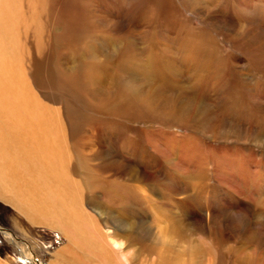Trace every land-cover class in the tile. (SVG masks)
Segmentation results:
<instances>
[{
  "label": "bare ground",
  "instance_id": "1",
  "mask_svg": "<svg viewBox=\"0 0 264 264\" xmlns=\"http://www.w3.org/2000/svg\"><path fill=\"white\" fill-rule=\"evenodd\" d=\"M149 2L154 0H143L144 5ZM164 3L170 8L167 16L177 21L179 33L171 25L160 28L152 15L142 26L138 21L129 26L132 30L119 31L111 22L107 0H0V199L15 209L13 227L18 231H24L30 222L62 235V242L51 249L46 242L39 243L36 234L28 236L39 256L50 255L49 264L137 263L141 253L133 247L140 244L144 231L152 229L148 215L140 214L144 209L141 200L146 196L152 203L168 206L163 201L167 196L162 195L163 200L155 196L171 191L173 182L180 183L173 172L178 165L181 169L186 166L185 159L192 160L190 151L198 158L209 148L211 157L215 153L225 166L217 168L216 177L209 176L214 167L210 168L207 156L206 161L198 160V170L193 166L190 179L205 200L201 215L205 225L217 219L212 204L218 193L232 201L240 199L223 176L241 183L244 177L248 179L244 167H231L232 158L238 155L244 161L252 160L250 144L260 145L264 78L258 80L255 72L264 76V0ZM123 7L128 10V5ZM191 7L202 11L197 29L185 13ZM121 12L123 17L118 18L122 20ZM140 26V31L134 29ZM222 36L242 52L239 63V57L223 49ZM170 81L180 84L182 90L168 89ZM67 85L76 90L75 108L53 91L55 87L65 90ZM103 110L99 114L112 117L105 128L121 132L123 145L134 158L143 160L140 166L114 173L125 168L112 153L122 155L124 149L111 141L105 143L100 133L95 135L94 118L88 114ZM135 121L182 126L185 132H168L166 145L172 143L175 152L156 150L163 143L155 140L154 130L125 124ZM87 127L91 135L80 134ZM198 135L216 144L224 141L234 151L220 154L218 146L210 142L207 146ZM93 144L104 155V166L88 164L100 159L93 157ZM154 175L155 181H150L149 176ZM112 202L116 207L134 203V215L115 214L105 205ZM154 206L155 212L162 213ZM183 229L192 233L187 224ZM0 231L9 239L7 245L14 246L10 230ZM204 235L217 244L215 237ZM125 239L133 244L128 247ZM258 244L264 245V240ZM13 251L17 255H7V264L27 263L26 254ZM164 260L177 264L172 256ZM143 261L159 264L154 258Z\"/></svg>",
  "mask_w": 264,
  "mask_h": 264
},
{
  "label": "rangeland",
  "instance_id": "2",
  "mask_svg": "<svg viewBox=\"0 0 264 264\" xmlns=\"http://www.w3.org/2000/svg\"><path fill=\"white\" fill-rule=\"evenodd\" d=\"M137 2H139V5ZM180 3H181V0H178V4ZM124 4H126V6L128 5V10L125 7H123ZM104 5L106 6V4ZM165 5L166 3H164V0L163 1L154 0V3L149 2L147 5L143 4V0H118V1L107 0L106 9L108 10L109 14L111 13L110 14L111 15L110 18L112 19L111 22L116 23L117 27L115 29H118L119 31H122V28H124L125 30L130 28V30H132V27H129L131 26V24L138 25V21H140V25H141V23L145 21L146 17H148L149 20H151L150 18L154 16L153 18L157 19L155 20V22H158L160 24V28L167 29V28H163V26L171 25L174 31L178 32L179 28L177 26V21L167 16L170 8L168 6L165 7ZM187 5H190V3L188 2ZM164 8L166 9L164 10ZM191 8L192 9H189V10L186 9L185 13L191 19L192 27L197 29L202 19V11L197 12L194 10L193 7ZM121 11L124 12V18L126 17L125 20L124 18L122 20L118 18L119 15L120 17H123V14ZM141 26L139 28H134V29L140 31ZM144 31H146V29H144ZM160 37L162 36L160 35ZM160 40H162V38ZM219 40H221L223 49L225 51H228V53L230 52V54L233 56L239 57V60L237 61V63H239L241 58H243L242 52L238 50L236 47H234L231 42L225 41L223 36L219 37ZM175 64L176 63L174 61L171 63V66H174ZM255 74L258 80H261L264 78V76L260 72H255ZM170 83L172 84V86L168 89H174V92L176 93H179V91L182 90L180 87V84H178L177 82L173 84V81L172 82L170 81L169 84ZM68 87L69 85H67V88L65 90H60L55 87L53 91L56 93V96L61 95L60 99L68 100L70 103L69 106L71 108H75V105H78L76 90L74 91L72 87L70 89ZM261 111H262V116H263V122L261 124L262 127L260 128V132H261L260 145L259 144L255 145L253 144L254 142L250 144V155H253L252 153H254L252 160H250L249 158L248 161H244L238 155L235 154L236 157L232 158V163H231V167H235V166L244 167L245 170H247V174L249 173L248 179L244 177V181L241 183L239 180H236L235 178L231 176L222 175L224 182L231 184L236 188L237 190L236 195H238L236 197L237 199L238 197L240 199L237 201H232L229 197L224 196L221 193L220 194L218 193L217 195L218 197H216L213 200V204H212V206L215 207L214 215H215V218L217 219L214 221L213 224L205 225V221L201 217L203 209H204L202 207L204 205L205 200L203 198L202 192L200 191V187L196 186L195 183L192 185L193 181H191L190 179V175L195 172V170L193 169V166H195V169L198 170L197 168L198 160H200L201 158V159H204V161H206V156H207L208 157L207 161L209 160V163H208L209 166L211 164L210 168L214 167V170H211L209 173L210 177H214V176L216 177L217 173L215 171H217V168L219 167L224 168L225 166L222 160L219 158V156L216 155L215 153L213 155L215 156V158L213 159L211 157L210 155L211 149L209 148L205 150L204 156L199 151V154L200 153L201 154L198 158L195 157L193 151H190L192 155V160H190L189 158L185 159L184 160L185 162L184 161L183 162L185 163L184 165L186 166H184L183 169H181L179 165L177 166V169L179 171L181 170L183 171L182 175L177 173L178 171L177 169L175 172H173V177L175 176V180H177L178 183L179 182L180 183L176 184V182H173L170 185V187H173V189L171 191H168L169 193L168 192L166 193V191H164V194L160 193L159 196H155V198L159 197L162 200L164 199L162 195L167 196L166 199L163 201L167 203L168 206H163L160 201L152 203L154 201L147 200L146 196L144 197V200H141V203L143 204V206L142 205L141 206L144 209L140 210V212H143L140 214L142 216H145V218L148 215L149 218L148 217L147 218H148V221H150L152 224V227H151L152 229L146 232L144 231L142 233L143 235L141 236L140 244H137L135 247H133L134 251L138 249L141 253V258L137 262L138 264H150L149 262H144L143 259L147 261V259H152V258L156 259V261L159 264H162V262L164 264H169L164 259L170 256H172V259L176 261V259L174 258V256L171 254L170 251H172L173 253H177L183 249L184 253L188 254L199 245V240L197 237L199 235H204L206 233H209L212 237H215V240L217 242V244L215 245V249H216L215 264H260L262 260H263L262 264H264V245L258 244L259 241L264 240V108H262ZM99 113H105V112L103 110V112L95 111V113L93 112L88 113L89 116L91 117L93 116L92 118H94L93 125H91L92 129H95L93 130L94 134L96 135L100 133V136L102 134V139L105 141V143L110 144V141L113 144L116 143L115 145L117 147L120 146V148H123L125 152V154L123 153L122 155H119L117 152L112 153L113 156H117V158H115V161L122 163L123 167L125 168V169H121V171L116 170L114 171V173L116 175H119L120 173L122 174L123 172H126V170H128L132 166H135V165L140 166L143 160L141 158H138V159L134 158L133 155L131 154L130 149H128L127 147L123 145L124 142H122V139H121V132L120 131L113 132L111 131V129L105 128L107 121L110 120L112 117H107V115H103ZM116 120L118 121L119 119H116ZM125 124L127 126H130L133 129L142 128L146 131L148 128H150L154 130L153 137L155 138V140L162 141L163 143V146H162L163 148L162 147L156 148V150L161 149L164 151L175 152L173 150L172 143H170L171 147H168V145H166V142H168L170 138V136H168V132L171 134H176V135L183 134L185 132V129L182 126H173V127L167 126L166 127V126H162L159 124L146 125L138 121L137 122L135 121L134 123L130 122V123H125ZM87 129L88 127L84 130H79L80 134L91 135L87 133ZM129 132L132 137H136L133 134L134 132H132L131 130ZM200 136L199 137L201 138L202 142L207 144V146L209 142L215 146H218L217 148L219 149L217 150V152L220 154L221 153L230 154L234 151V148L233 149L226 148L229 146H226L227 143L224 141H219L216 144L214 142H211L207 137H204V136L202 137V135ZM94 145L95 144L91 145V148H93V150H96V154L97 153L98 154L97 155L95 154V156L93 157L94 159H96L97 157H99L100 159L98 160L97 158L95 162L90 160L89 163L88 162L87 163L90 165H94V163H96L97 167L104 166V164H106V162L103 160L104 155L100 152H97L98 147H95L96 145L95 146ZM76 148H79V147H76ZM74 151H75V148H74ZM172 154L177 156L176 153H172ZM110 157L112 156L110 155L109 159ZM115 161L114 163H116ZM88 164L85 166L87 167ZM187 165H189L190 168H188ZM243 170L244 169L241 168L239 171L242 172ZM155 177H156L155 175L149 176L150 181H155ZM213 183H214L213 179H211L210 184L213 185ZM175 185H179L181 189L179 186H176L174 188ZM92 189L93 187L91 186L89 190L91 191ZM158 190L159 189H157V192L155 194L159 193ZM114 202L108 203L105 205L106 207L111 208L115 212V214L119 212L121 216L125 214L127 217H131L132 215H134L132 213L134 211L131 210L132 208L134 209L136 208L134 203L129 204L126 202V204H122L120 207H116L114 206ZM153 204L156 205L154 206L156 209H161L162 213H159L158 211L155 212V210L152 208ZM121 207L124 209L122 210ZM245 208H249V211L241 212L242 209H245ZM166 209H170V210H166ZM238 211L241 213H238ZM15 214H16L15 209L9 203L0 199V228L10 230V233H11L10 238L15 243L14 246L12 243L10 245L14 247L13 249H15L17 253L22 252L26 254V257L24 259L25 261H27V263L28 262L30 263L29 259L33 260L34 258H36V260L34 259L35 261H32V264H49L48 258L50 257V255H47L46 257L39 256L40 254H38V252L35 249V245L33 244V242L30 241L28 236L36 234L37 236H35L34 238L38 239L39 243L40 241L42 243L46 242L45 244L47 246L49 245L48 248L51 249L57 243L62 242L63 240L62 235L57 234L55 230L51 229L48 226L41 225V224L31 225L30 222L29 223L26 222L23 228L24 231L22 229L18 231L19 228L13 227V219L15 217ZM230 214L232 215V217L229 218V216H231ZM219 215L223 216L224 219L220 220ZM212 220L213 219H211V221ZM186 224L191 229L192 233L190 232V230H187V229L182 230V226ZM161 225L176 226L175 230L172 228L170 229V227H167L166 229L167 239L162 238L158 231ZM217 225H221V226H217ZM40 237H43V239H41ZM7 240L9 239L6 238L0 231V264H4V263L7 264V262L4 261L7 255H9L10 257L12 256L15 257L17 255L15 254V251L11 249V246L9 244L7 245L6 243ZM125 241L127 242L128 247L130 244H133V242L129 244L127 239H125ZM162 246L169 249L170 251H166L163 249L158 250ZM249 252H252L253 254L249 256L248 255ZM129 253L130 252H128V254ZM28 255H29V259H28ZM27 263H22V264H27Z\"/></svg>",
  "mask_w": 264,
  "mask_h": 264
},
{
  "label": "clouds",
  "instance_id": "3",
  "mask_svg": "<svg viewBox=\"0 0 264 264\" xmlns=\"http://www.w3.org/2000/svg\"><path fill=\"white\" fill-rule=\"evenodd\" d=\"M166 229V225H161L158 229L161 237L164 239H167ZM197 238L199 240V245L188 254H185L183 249L177 253H173L163 246L158 250L163 249L170 251L177 260V264H215L216 249L214 242L205 235H199ZM252 254V252L248 253L249 256Z\"/></svg>",
  "mask_w": 264,
  "mask_h": 264
}]
</instances>
